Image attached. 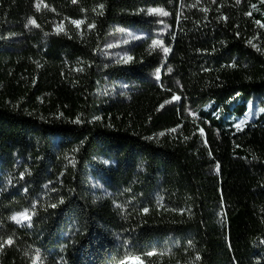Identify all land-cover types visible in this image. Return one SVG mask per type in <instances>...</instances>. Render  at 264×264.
<instances>
[{"label":"trees","instance_id":"16d2710c","mask_svg":"<svg viewBox=\"0 0 264 264\" xmlns=\"http://www.w3.org/2000/svg\"><path fill=\"white\" fill-rule=\"evenodd\" d=\"M260 24L261 0H0V264H264Z\"/></svg>","mask_w":264,"mask_h":264},{"label":"rangeland","instance_id":"374dc122","mask_svg":"<svg viewBox=\"0 0 264 264\" xmlns=\"http://www.w3.org/2000/svg\"><path fill=\"white\" fill-rule=\"evenodd\" d=\"M261 2H262L263 7H264V1L261 0ZM260 26L262 28L264 27L262 24H260ZM142 33H143L142 31H138V30H135V29H126V30H123V31H118V33L114 36V41H112L111 43L114 44L116 47H118L119 44H125L126 42H129L130 40H132L135 35L142 34ZM246 107H247L246 110H249V109L253 108L252 100H250V102L247 103V106ZM257 109L259 111H261L263 109V107H257ZM14 216H18V215H14ZM28 220L29 219L21 218L19 220V223H26ZM15 221L18 222L17 220H15ZM133 262H139V260L137 258H132V259H130L128 261V263H133Z\"/></svg>","mask_w":264,"mask_h":264},{"label":"snow or ice","instance_id":"6c2138e0","mask_svg":"<svg viewBox=\"0 0 264 264\" xmlns=\"http://www.w3.org/2000/svg\"><path fill=\"white\" fill-rule=\"evenodd\" d=\"M73 2H75V0H73ZM236 2L239 3L240 0H236ZM101 7H102V6H101ZM37 10H39V5H37ZM150 11H152V12H158L160 15H167L166 12H163L162 10H159V9H152V10H150ZM249 15H250V13H249ZM222 18H223V17H222ZM72 23L79 25L81 22H80V21H72ZM257 23H259V22H257ZM29 25H35V21H34L32 18H29V19H28V23H27L25 26L28 27ZM36 26L38 27V25H36ZM89 27H92V25H89ZM249 43H251V41H249ZM158 44H159V41H154V42H153V46H156V45H158ZM253 47H255V45H253ZM164 51H165V53H167V52H168V49L165 48ZM128 59H130V58H128ZM158 73H159V70H157V74H158ZM174 99H178V97H174ZM166 103H167V102H166ZM242 123H243V122H242ZM237 127L239 128L240 125H238ZM53 207H55V205H53ZM145 211H147V209H145ZM21 218H24V219H30V217H29L26 213H21V214H18V216H14V217H12L13 220H17L18 222H19V220H20ZM5 243H9V244H10V243H11V240L6 241ZM2 247H3V244L0 243V248H2ZM148 255H149V256H150V255H153V253H148ZM122 264H123V262H122Z\"/></svg>","mask_w":264,"mask_h":264}]
</instances>
